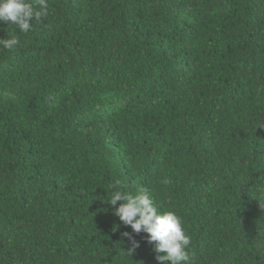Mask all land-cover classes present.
Instances as JSON below:
<instances>
[{"label":"trees","instance_id":"1","mask_svg":"<svg viewBox=\"0 0 264 264\" xmlns=\"http://www.w3.org/2000/svg\"><path fill=\"white\" fill-rule=\"evenodd\" d=\"M49 3L0 24V264H159L146 233L127 253L117 179L197 264H264V0Z\"/></svg>","mask_w":264,"mask_h":264},{"label":"clouds","instance_id":"2","mask_svg":"<svg viewBox=\"0 0 264 264\" xmlns=\"http://www.w3.org/2000/svg\"><path fill=\"white\" fill-rule=\"evenodd\" d=\"M49 9V0H0V24H9L19 32L28 33L34 21L48 17ZM19 43L17 35L0 38V48L4 50L15 51ZM111 188L106 202L113 207L114 215L122 224L132 229L131 233H122L131 243L127 251L130 256L140 246L133 233H146L159 264H197L191 236L175 211L160 212L151 193L143 187L133 193L126 183L117 179ZM118 227L114 226V230Z\"/></svg>","mask_w":264,"mask_h":264}]
</instances>
